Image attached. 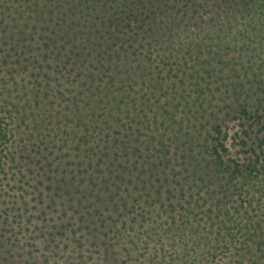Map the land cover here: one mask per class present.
Wrapping results in <instances>:
<instances>
[{"label": "trees", "instance_id": "obj_1", "mask_svg": "<svg viewBox=\"0 0 264 264\" xmlns=\"http://www.w3.org/2000/svg\"><path fill=\"white\" fill-rule=\"evenodd\" d=\"M44 7L45 32L21 29L0 41L9 45L0 47V63L15 64L20 80L34 76L32 99L11 110L15 182L44 207L92 209L80 218L106 229L97 233L96 264H174L168 249L206 264L205 244L186 224L185 193L203 191L214 221L221 209L228 213L222 204L238 181L248 187V204L264 189V0H47ZM210 31L229 46L230 36H241L232 48L248 64L227 61L217 71L225 77L215 79L213 64L190 72L171 66L187 36ZM19 47L23 58L6 59ZM249 117L259 125L256 144L234 157L223 128L231 121L243 127ZM7 134L0 126V139ZM181 176L196 182L179 184ZM257 229L239 242L238 264H253V253L264 259Z\"/></svg>", "mask_w": 264, "mask_h": 264}, {"label": "rangeland", "instance_id": "obj_2", "mask_svg": "<svg viewBox=\"0 0 264 264\" xmlns=\"http://www.w3.org/2000/svg\"><path fill=\"white\" fill-rule=\"evenodd\" d=\"M46 2L47 0H0V41H8V38L4 39L6 35L11 34L10 32H19L21 29L26 30V34L31 33L34 36L38 34L37 32H45L47 27L45 23H42V19L48 17V12L44 7ZM5 30L7 33H4ZM211 34H213L212 31L207 34H190L186 37L188 47H185L178 55L171 56L168 62L173 68L181 65L188 72L195 67L208 70L213 64L215 67V70H212L213 79L219 78V76L225 77L217 71L225 66L227 61L248 64L239 58L234 47L232 48L236 40L241 39V36H230L229 46L227 39H216ZM255 40L256 38L253 41ZM1 46L9 47L4 43L0 44ZM184 53L185 58L183 57ZM6 54V59L9 61L16 60L17 56L21 58L25 56L20 47L17 50L11 49ZM210 57L213 58V62L209 63ZM260 61V59L256 60V62ZM52 62L54 61L52 60L50 63ZM15 68L16 65L13 63H0V126L8 130L6 137L0 139V264H30L33 259L38 264H48L47 259L51 254L54 255L56 264H75L79 262L80 258H84L87 264H96L98 254L95 246L100 247L96 239L99 236L97 233L104 234L106 229L99 221L93 222L87 218H80L82 212L85 213L86 210L91 212L92 209L83 208L85 205H82L81 208L78 206L70 208L71 205L68 206L64 203L44 207L37 203L38 198L28 191L30 189L26 184L15 182L16 173L13 172L14 169H11L13 163L9 160L12 157L10 152L16 139V136L11 138L10 130L14 128V131L17 132L16 125H18L14 114V105L20 99L23 101L19 104L32 99L33 95L30 97L28 89L33 86L31 80H34L32 72L28 74V77H25V80H20L23 75H19ZM18 84L24 85V90L17 91ZM25 92L27 94H24ZM241 122L244 124L243 127L235 125L240 124V121L237 123L231 121L228 123V130L223 128L229 132L226 142L232 146L234 157L248 156L251 145L256 144L259 131L256 119L249 117ZM243 128L247 131L248 137L242 131ZM241 140H245L249 145L237 146ZM178 180L179 184L189 185L195 179L181 176ZM233 180L235 181V179ZM247 189V185H243L242 180L238 181L235 186L232 185L222 204L223 209L228 213L224 214L221 209L219 219L214 221L208 219L206 210L210 209V205L208 201L203 202L206 196L203 191L197 192L192 187L185 193L188 197H186L188 200L184 205L186 211L188 210L186 218L192 222L186 224L197 229V238L201 239L199 240L201 244H205L206 264H238L236 249L239 242L243 240L250 242V235L254 234L252 232L253 225L258 228L254 240L264 241V189H257L256 197L259 200L254 198V202L251 204L247 203L245 193ZM24 190L27 191L24 192ZM189 194L192 196L190 197ZM96 209L97 213L102 216L109 214L107 210H102L99 206L93 208V210ZM214 209L216 210L218 207ZM43 218L44 220H42ZM109 221L112 225L111 219L108 218ZM101 238L105 237L102 235ZM120 246H124L123 240L120 241ZM192 247L194 248L193 245ZM121 252L123 255L120 258H126L125 253ZM167 255L174 258V264H190L194 253L173 254L172 250L168 249ZM231 258H234L235 262H232ZM251 259L253 264H264V259H257L255 253L251 254ZM241 264H244V261Z\"/></svg>", "mask_w": 264, "mask_h": 264}]
</instances>
